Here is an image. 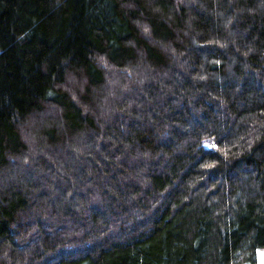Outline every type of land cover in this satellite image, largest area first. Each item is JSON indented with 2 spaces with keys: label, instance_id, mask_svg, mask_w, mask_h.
Here are the masks:
<instances>
[{
  "label": "trees",
  "instance_id": "trees-1",
  "mask_svg": "<svg viewBox=\"0 0 264 264\" xmlns=\"http://www.w3.org/2000/svg\"><path fill=\"white\" fill-rule=\"evenodd\" d=\"M264 0H0V264H258Z\"/></svg>",
  "mask_w": 264,
  "mask_h": 264
},
{
  "label": "rangeland",
  "instance_id": "rangeland-1",
  "mask_svg": "<svg viewBox=\"0 0 264 264\" xmlns=\"http://www.w3.org/2000/svg\"><path fill=\"white\" fill-rule=\"evenodd\" d=\"M258 260H259L258 264H264V251H261L259 253Z\"/></svg>",
  "mask_w": 264,
  "mask_h": 264
}]
</instances>
